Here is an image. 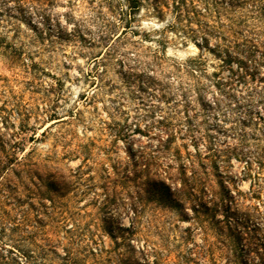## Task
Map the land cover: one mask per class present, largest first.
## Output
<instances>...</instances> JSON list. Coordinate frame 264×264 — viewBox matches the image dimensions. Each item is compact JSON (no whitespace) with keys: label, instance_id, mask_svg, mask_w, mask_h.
I'll use <instances>...</instances> for the list:
<instances>
[{"label":"rangeland","instance_id":"374dc122","mask_svg":"<svg viewBox=\"0 0 264 264\" xmlns=\"http://www.w3.org/2000/svg\"><path fill=\"white\" fill-rule=\"evenodd\" d=\"M218 1L129 20L126 0H0V143L20 158L0 201L33 221L21 246L47 264H264L244 173L264 146V11ZM137 189L149 201L127 238Z\"/></svg>","mask_w":264,"mask_h":264},{"label":"trees","instance_id":"16d2710c","mask_svg":"<svg viewBox=\"0 0 264 264\" xmlns=\"http://www.w3.org/2000/svg\"><path fill=\"white\" fill-rule=\"evenodd\" d=\"M164 0H126V6H127V15L129 20L134 17V14L140 10V8L145 4L151 5L153 10L158 11L160 14L162 13V5ZM175 6L179 5L180 0H174ZM243 2H246L252 12L261 13L264 11V3H261L260 0H241ZM217 3V1H215ZM220 2V7L222 11H233V8L237 6L236 4L237 0H228L227 3H225L223 0L218 1ZM179 8V6H176ZM213 12L217 13L216 9H213ZM228 18V16H227ZM230 21V18H228ZM130 22V21H129ZM240 22V21H239ZM237 21V23H239ZM235 23L231 20L229 23H227V29L232 30V26ZM162 133L166 135V139L159 140V144L157 145L156 154L153 156V158L160 157L158 153L164 152L165 142H168V136L166 130H162ZM34 138V136H33ZM32 138V139H33ZM245 140L242 139L239 142V147L241 150H245ZM25 144V139L22 138V141L20 143V147H22ZM253 146H250L246 151L249 153L248 156L244 158V161L246 163V170L245 174L252 175V193L253 196H255L257 199H259L261 196L263 198L260 200L262 203V209H260L259 204L254 205L253 207H249L248 211L250 212V216L253 217H262L264 213V146L260 145L258 142L253 143ZM15 146L10 144L9 147H7V144L4 142L0 143V190L2 187H6L7 183L4 184L2 182V178H6L8 176V173L10 171H13L15 169V166H18L20 164V158L18 159L16 153ZM145 168L147 165L144 166ZM187 168V162L183 161L182 159L178 164V170H180L181 173H185V170ZM252 169H254V173L252 172ZM144 170V169H143ZM6 175V177H5ZM8 178V177H7ZM8 180V184L11 183L10 179ZM140 188V186H139ZM140 190V189H139ZM138 189L135 192V196L132 197L130 211L133 213V217L131 218V223L128 226H122L120 230H122L127 238L130 237H139L141 235V229L139 226V220L141 217V212L143 209V205H145L146 201H149L148 196H142L141 192ZM153 191V190H152ZM155 192V191H154ZM153 193V192H152ZM158 197L162 198L163 195L160 193L157 195ZM33 221L29 218L28 211L25 210L22 213V216L20 218L12 217L9 212L5 211L3 208V203L0 201V264H47L46 262V256L45 253L42 250H37L36 252L34 250H31L29 248L21 246V242L23 239H28L29 234H31L28 227L34 226ZM6 229L10 230L13 233H17L19 235V238H13L9 237L7 239L4 238ZM27 234H22V233ZM13 233L11 234L13 236ZM218 235L217 241L220 244L224 245L223 240H220L219 237H223V234L221 232H216ZM22 235V236H21ZM28 237V238H27ZM9 243H7V242ZM8 244V245H7ZM144 249L140 253H143ZM100 254L101 250L99 251H92V253ZM62 261L60 264H75L76 260L70 254L66 253L64 256L61 257ZM164 260V258H163ZM162 260V261H163ZM164 262V261H163ZM162 262V264H164ZM183 264L182 262H172L171 264ZM53 264V263H48ZM153 264H161L159 262V258H155V261Z\"/></svg>","mask_w":264,"mask_h":264}]
</instances>
